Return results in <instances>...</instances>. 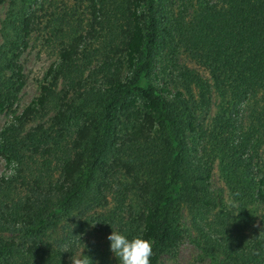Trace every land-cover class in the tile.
Listing matches in <instances>:
<instances>
[{
  "label": "trees",
  "instance_id": "1",
  "mask_svg": "<svg viewBox=\"0 0 264 264\" xmlns=\"http://www.w3.org/2000/svg\"><path fill=\"white\" fill-rule=\"evenodd\" d=\"M90 2L86 36L99 41L73 31L20 112L19 59L31 17L24 4H10L1 20L0 113L11 119L0 131V158L11 173L0 177V264H70L55 236L59 225L102 205L110 185L117 207L127 208L125 235L143 229L154 241L151 264L177 253L183 209L192 224L212 215L197 230L213 264H264V214L256 211L264 209V0H200L186 28L177 25L207 75L187 63H158L176 33L163 26L168 15L158 0ZM174 70L175 89L154 83ZM62 82L73 97L58 91ZM213 93L218 110L206 130L199 119ZM249 99L259 108L247 125L239 112ZM202 141L219 158L226 198L211 187L213 163L197 151Z\"/></svg>",
  "mask_w": 264,
  "mask_h": 264
},
{
  "label": "rangeland",
  "instance_id": "2",
  "mask_svg": "<svg viewBox=\"0 0 264 264\" xmlns=\"http://www.w3.org/2000/svg\"><path fill=\"white\" fill-rule=\"evenodd\" d=\"M158 1L160 9L164 11L161 10L162 13L166 12L168 15V17L163 18V26L172 27L176 31L173 41H170L169 38L165 39L163 55L158 58V63H169L170 65L187 63V65L198 69L203 75H207L206 68L193 59L191 55H188L187 52L189 51L179 40L178 33L180 30L177 28V25L181 27V30L186 28L187 23H190L189 19L195 15L192 12L200 7V0ZM221 1L210 0L212 3H220ZM10 4L12 6L24 4L31 17L28 46L22 51L19 59L23 67L25 82L18 93V99L14 106L16 112H20L38 96L40 84L48 66L57 58L58 49L66 44L69 36L73 35V31H76L78 36L88 34L93 19L92 7L90 0H4L0 7V25ZM179 18H184L185 22L176 21ZM86 40L95 43L97 38L87 35ZM169 73L170 71L167 74H159L158 80H155L154 83L158 86L167 83L169 87L175 89L178 87L179 80H177V84L172 81L171 76L176 77L177 72L174 70L172 75ZM77 86L78 84H73V87ZM65 89L68 91L67 98L75 95L76 90L67 89L66 82H62L58 86V91ZM217 95L216 93L212 94L209 109L204 110L201 113V120L199 119L206 130L211 128L213 117L218 110L219 99ZM258 106L259 102H256L255 99H249L246 104L241 106L239 116L243 117L247 125L251 124L255 118ZM10 119L11 113L9 111L0 113V131ZM262 148L261 163L264 171V145ZM197 151L200 154L203 153L208 161L213 163L211 187L222 192L225 197L226 189L220 171V161L216 152L213 151L212 145L208 141H202ZM10 173L11 169L0 158V177ZM116 189L111 185L107 186L104 189L106 199L101 202L102 205L78 212L70 220L59 225L55 236L61 242V249L67 255L78 256L84 252L92 258L94 264H119L115 255L110 251V241L107 237L112 233V230L125 235L124 229L125 223L128 221V212L126 206L122 209L117 207ZM21 191H23L21 193L23 195V187ZM229 211L231 217H237L236 206H230ZM256 211L258 216L264 214L263 208L259 207ZM210 219H212V215L198 219L192 224L193 218L183 209L181 223L184 228V238L177 253L174 256L163 255L160 264H213V261L202 252L200 244L203 243V238L197 230V225L204 228ZM236 228L243 231L250 229V226L248 223L241 224Z\"/></svg>",
  "mask_w": 264,
  "mask_h": 264
},
{
  "label": "clouds",
  "instance_id": "3",
  "mask_svg": "<svg viewBox=\"0 0 264 264\" xmlns=\"http://www.w3.org/2000/svg\"><path fill=\"white\" fill-rule=\"evenodd\" d=\"M107 239L110 241V251L119 264H151L154 241L144 238L143 229L131 238L112 230ZM70 260L71 264H93L92 258L84 252L78 256L72 255Z\"/></svg>",
  "mask_w": 264,
  "mask_h": 264
}]
</instances>
